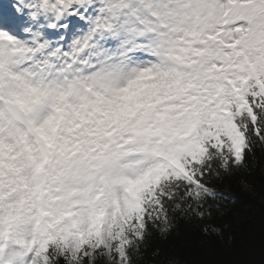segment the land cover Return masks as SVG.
<instances>
[{"label":"snow or ice","instance_id":"obj_1","mask_svg":"<svg viewBox=\"0 0 264 264\" xmlns=\"http://www.w3.org/2000/svg\"><path fill=\"white\" fill-rule=\"evenodd\" d=\"M258 166L264 0H0V264L222 237Z\"/></svg>","mask_w":264,"mask_h":264},{"label":"trees","instance_id":"obj_2","mask_svg":"<svg viewBox=\"0 0 264 264\" xmlns=\"http://www.w3.org/2000/svg\"><path fill=\"white\" fill-rule=\"evenodd\" d=\"M252 191L224 189L226 211L217 215L223 236H205L196 221H180L167 237L154 235L140 264H264V166L249 173Z\"/></svg>","mask_w":264,"mask_h":264}]
</instances>
